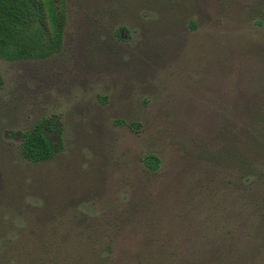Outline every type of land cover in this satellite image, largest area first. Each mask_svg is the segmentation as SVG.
I'll list each match as a JSON object with an SVG mask.
<instances>
[{
    "label": "rangeland",
    "instance_id": "rangeland-1",
    "mask_svg": "<svg viewBox=\"0 0 264 264\" xmlns=\"http://www.w3.org/2000/svg\"><path fill=\"white\" fill-rule=\"evenodd\" d=\"M65 3L0 60V264H264V0Z\"/></svg>",
    "mask_w": 264,
    "mask_h": 264
},
{
    "label": "trees",
    "instance_id": "trees-1",
    "mask_svg": "<svg viewBox=\"0 0 264 264\" xmlns=\"http://www.w3.org/2000/svg\"><path fill=\"white\" fill-rule=\"evenodd\" d=\"M67 23L65 0H0V60H42L57 53ZM47 123L21 134V155L31 163L52 159L55 148L47 137ZM156 171L159 160L144 159Z\"/></svg>",
    "mask_w": 264,
    "mask_h": 264
}]
</instances>
